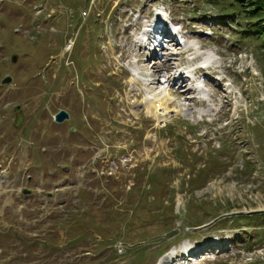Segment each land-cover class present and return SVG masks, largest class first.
<instances>
[{
  "label": "rangeland",
  "instance_id": "1",
  "mask_svg": "<svg viewBox=\"0 0 264 264\" xmlns=\"http://www.w3.org/2000/svg\"><path fill=\"white\" fill-rule=\"evenodd\" d=\"M163 9L185 41L230 65L229 86L198 69L218 99L212 122L179 113L159 126L134 91L127 64L136 52L149 61L133 23L143 30ZM225 12L206 0H0V84L12 77L0 85V188L46 197L66 179L69 209L41 219L33 205L19 221L0 207V263L156 264L191 244L209 264H264V38ZM176 46L172 70L194 52ZM96 149L134 151L104 169Z\"/></svg>",
  "mask_w": 264,
  "mask_h": 264
},
{
  "label": "bare ground",
  "instance_id": "2",
  "mask_svg": "<svg viewBox=\"0 0 264 264\" xmlns=\"http://www.w3.org/2000/svg\"><path fill=\"white\" fill-rule=\"evenodd\" d=\"M146 27L147 28H145V30L150 29L151 33H156L155 29L159 28L160 34L164 35V37L160 36V38H158V40H160L161 43L167 44V48H164L162 50L163 51L162 54L164 55V57L160 58L158 56L159 59L157 60V64L152 61L153 65L149 66L151 69L150 73H148L149 68L147 66L148 63L150 62L148 60V58H146L149 61L148 63H144V65H141V66H139L138 64L136 65V63H133L132 66L129 68V71H130L129 74H130V77H132L130 80L133 81L135 83L134 85L137 87L136 90H134V91H137V92L141 91V93H138V94L140 95V97L142 96L140 99V102L142 100V104L146 108V111H145L146 118L154 119L155 124H157L159 126L160 125L164 126L165 122L168 121L169 118H171L172 116L179 115V113H182V114L184 113L190 119H192L194 117V114H197L196 116H198V119H201L202 114L207 115V114L213 112L215 107L218 104V99L216 98V96L214 97V94L210 89H209L210 91L208 92L207 90L202 89L200 87L202 84V79H200V78H202V77L199 78V76H197V79L193 80V84H191V86H187L185 84L186 79H184L182 77V72L179 71L177 75H175V73L177 71H175V73L172 72L173 70L171 69L170 60L173 56H175L179 53V52H176L173 47L176 48L177 47L176 44L179 45L180 43L178 44L176 39H174V37L172 36V33L169 32L168 28L165 26V23L156 19L155 21L151 22V24L146 25ZM174 30L175 29H172L173 32H175ZM176 36H177V33H176ZM156 42H157V40H156ZM181 45H182L183 50H185L188 46H192V48H194L195 56H199L201 58L200 64H202V65H207L208 63H212V64L219 63V62L215 61V58H214V56H216L215 54L213 55L212 52H210V51L202 52L201 48L198 45H196V44L192 45V43H190V41L184 42L182 40ZM71 46H72L71 42L69 41V44L67 45L66 49L71 50ZM140 50H141V47H140ZM143 50H146V48H143ZM162 64H164V68H162ZM155 68L157 69L156 71H163L165 69L170 70L169 71L170 74H168V78H167V80H165V82H162L161 80H156L155 78L152 77L153 75H155V71H154ZM141 70H144L143 74H142ZM187 72H188V74H192V73H190L189 69H187ZM196 73H198V71H196ZM204 73H203V75H204ZM172 74H174V75L172 78H170V76ZM210 82L220 83V81L216 82V79H213V81L211 80ZM182 83H183V85H182ZM139 85H140V87H139ZM220 85H223V84L220 83ZM140 88L144 89L145 92L143 93V91ZM190 88H193V90H194L193 93L195 94V95L193 94L194 96H192V97H188V96H190V93L189 94L187 93L189 91H192ZM170 91H171V93H170ZM176 93H180L179 95H181V96L183 95L185 97H183V99L182 98L180 99V98L173 95ZM206 94H209V96H210V99L207 98V103H206L207 106L206 107L200 108L199 110L198 109L195 110L194 107L187 106V105H190L189 104L190 101H193L195 99H198L199 102L203 103L199 99V96L200 95H206ZM136 96H138L137 93H136ZM240 96H241V93H240ZM170 103H174V105L169 107ZM210 109H211V111H210ZM215 245H217V244H215ZM184 250H187V247L184 246ZM202 250H204L203 247H201V248L197 247L192 254H195L197 256V254ZM190 257L191 256L179 257V254H178L174 257V259L179 260L180 264H184V262L186 260H188V261L185 264H188V263L191 264L189 261ZM169 258L170 257L165 258L164 260L160 261L159 264H176V263H173L171 261L170 262L167 261ZM200 259H203V258H200Z\"/></svg>",
  "mask_w": 264,
  "mask_h": 264
},
{
  "label": "trees",
  "instance_id": "3",
  "mask_svg": "<svg viewBox=\"0 0 264 264\" xmlns=\"http://www.w3.org/2000/svg\"><path fill=\"white\" fill-rule=\"evenodd\" d=\"M211 6L226 12L229 22H240L239 15L245 24L250 23L252 29L245 25L247 33L259 34L264 38V0H206ZM234 17V18H233Z\"/></svg>",
  "mask_w": 264,
  "mask_h": 264
},
{
  "label": "flooded vegetation",
  "instance_id": "4",
  "mask_svg": "<svg viewBox=\"0 0 264 264\" xmlns=\"http://www.w3.org/2000/svg\"><path fill=\"white\" fill-rule=\"evenodd\" d=\"M75 150L78 151L80 149H72V153H73L72 163L73 164H76V162H78V160H76V158L78 157V152H76ZM85 150H89V149H85ZM94 151H95V149H93V152ZM133 151H134V149H96V152L98 153V157L101 158L100 159V162H101L100 167L103 166L104 169H108L110 167V165H113V164H114V166H117L120 163L121 158H123V156L126 155V153H130ZM93 162L95 163L96 159H94ZM86 167H87V165L83 166L84 169ZM114 174H115V172H114Z\"/></svg>",
  "mask_w": 264,
  "mask_h": 264
},
{
  "label": "water",
  "instance_id": "5",
  "mask_svg": "<svg viewBox=\"0 0 264 264\" xmlns=\"http://www.w3.org/2000/svg\"><path fill=\"white\" fill-rule=\"evenodd\" d=\"M12 80L10 75H5L2 79H1V84H8L10 83ZM68 117L67 113L64 110H59L57 113L54 114V120L57 122H61L64 119H66Z\"/></svg>",
  "mask_w": 264,
  "mask_h": 264
}]
</instances>
